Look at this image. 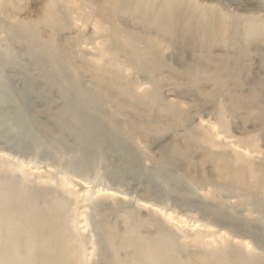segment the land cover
Wrapping results in <instances>:
<instances>
[{
    "label": "rangeland",
    "instance_id": "1",
    "mask_svg": "<svg viewBox=\"0 0 264 264\" xmlns=\"http://www.w3.org/2000/svg\"><path fill=\"white\" fill-rule=\"evenodd\" d=\"M198 2L209 5L223 3L225 11L232 14L231 10H237L239 16L264 14V0ZM109 3L110 0H0V148L5 152L2 154L9 153L27 162L36 161L37 165L29 164L26 170L34 177L42 175L45 178L49 173L55 172L52 162L59 156L72 158L82 155L86 158L83 169L90 174L95 168H99L101 172H105V182L100 183L72 172L68 175L69 183L64 189L67 191L66 196L71 199L77 197L81 200L93 194L92 203L95 204L86 210L93 223L111 221L112 224L121 226L126 223L127 218L133 219V214L138 213L139 217L150 218L160 227L173 232L185 250H196L193 237L204 236L211 230L200 225L202 222L198 221L199 215L190 208L197 203L214 199L208 193L211 187L202 190L193 187L191 180L198 174L191 168V164L197 162L199 174L202 171L206 176L214 175L209 173L212 172L210 166L201 162L203 146L200 145V150L197 148L191 155L187 139L190 130L204 127L211 132H219L213 124L216 122L218 109L224 108L231 131L227 135L219 132L217 139L219 142L231 144L232 149L239 146L236 151L243 153V144L239 142H247L252 138L258 139L264 149V120L233 115L228 109L232 102L228 100L226 89L220 92L221 88L214 80L185 78L184 72H194L200 64L209 68H222L227 61L230 64H227L228 67L239 64L238 70L246 72L245 84L241 89L247 93L249 88L264 82V64L254 51H250L243 62H235L237 55L225 52L223 43L217 40L214 42L213 52H207L210 48L206 52H198L185 44L172 43L170 40L159 39L154 34H145L140 29L143 26L140 19L129 18L122 22L124 24L117 22L120 11L112 14ZM118 9L119 7L116 11ZM49 10L55 12L54 18L60 24L58 31L49 27L48 32L51 34L49 36L56 38L54 52L61 62L60 65L66 68L64 73L53 63L49 53L38 47V43L36 47L35 43L34 45L26 38L25 32L20 31L25 23L37 21ZM64 13L68 15L67 25H62L59 21ZM98 21L101 25L96 29L94 24ZM125 24L132 32V37L141 42L140 47L146 57H157L160 54L165 56V63L159 70L150 72L156 74V78L163 84L165 110L162 112L148 110L145 103H128L122 100L126 99L122 91L124 94L134 91L137 95L153 90L146 80L149 70L141 65L134 68L125 64L118 67L107 64L113 55L110 53L112 45L106 29H123L127 27ZM95 30L99 31L94 33ZM79 33L86 44L80 45L75 40ZM101 51L106 54L98 61ZM121 61L127 63V58L121 57ZM100 65L105 66L107 75L111 77L112 72H115L113 75L119 78L111 80L101 75L98 72ZM231 70L235 72L237 69L234 67ZM125 75L136 79V84L125 85ZM70 78L81 84L88 94L96 96L100 91L111 97L109 102L105 100L110 107L108 114L98 116L101 114L98 111L85 109L86 114L94 117V130L99 131L93 140L82 134V126L77 123L76 117L65 111V97L58 91L55 82L56 79L60 81ZM231 81L232 86L239 85L238 80ZM112 101L123 105L124 110L117 109L115 113ZM170 106L179 108L186 120L176 121ZM259 110L261 109L258 112ZM112 112L116 115L113 116L114 120L109 117ZM98 119L102 121L101 126L96 121ZM32 128L39 131L38 135L44 139V145L39 146L34 135L29 133ZM70 128L76 132H71ZM49 139H55L53 141L56 142L52 149L47 142ZM173 145L178 147L181 154L177 163L169 165L164 155L165 150ZM120 149L129 152L123 155ZM254 157L258 155L255 154ZM16 173L21 174L20 171ZM52 186L56 187V184L53 182ZM98 187L102 190L99 194L96 191ZM220 200L215 199L214 202L219 203ZM244 200V196L230 197L227 202L235 205L234 209L238 210L239 207L236 206L239 205L250 207V202ZM239 213L258 219L257 213L250 215L244 207ZM76 228L77 232L89 234V230H85L84 217L79 218ZM244 233L251 234L254 238H263L261 245L264 247V222H257L251 230ZM204 241L212 240L205 238ZM249 249H252V245ZM261 252L264 254V250ZM97 258L99 259L98 256L95 257L96 260Z\"/></svg>",
    "mask_w": 264,
    "mask_h": 264
},
{
    "label": "bare ground",
    "instance_id": "2",
    "mask_svg": "<svg viewBox=\"0 0 264 264\" xmlns=\"http://www.w3.org/2000/svg\"><path fill=\"white\" fill-rule=\"evenodd\" d=\"M109 4L112 14L120 11L117 22L122 23L129 18L140 19L143 24L140 29L145 34H154L162 40L185 44L198 52H206L209 48L207 52H213L214 42L217 40L223 43L225 52L237 55L235 62H243L248 58V53L254 51L264 64V14L239 16L237 10H231L232 14H229L223 9V3L209 5L201 4L198 0H110ZM55 15L53 10H49L37 21L25 23L20 31L25 32L26 38L33 44L38 43V47L49 53L53 63L55 62L60 72L64 73L66 68L60 65L61 62L54 52L56 38L49 36L51 34L48 32L49 27L55 31L60 29ZM67 18L65 13L63 17H59L62 25L68 24ZM122 18L124 19L121 20ZM99 25V21L94 24L96 29ZM98 31L95 30L94 33ZM106 31L110 36L112 48L109 50L113 55L107 64L117 67L125 64L134 68L141 65L149 70L146 80L153 87V90L137 95L134 91H127L125 94L122 91L123 97L126 98L122 100L128 103H145L150 111L165 110L163 84L156 78V74H150L158 71L165 63V56L160 54L157 57H146L140 47L141 42L132 37L128 26L123 29L113 27ZM75 40L80 45L86 44L80 33ZM105 54L106 52L101 51L98 61H101ZM121 57L127 58V63L122 62ZM227 64L222 68H209L200 64L194 72L185 71L184 76L190 80L194 78L216 81L221 88L220 92L226 89L228 100L232 102L228 109L233 115L264 120V82L244 93L241 86L245 84L246 72L238 70L239 64L233 65L237 69L233 72L231 69L234 67H228L230 64ZM98 68V72L104 77L111 80L119 78L113 75L115 72H112L111 77L107 75L104 65ZM232 79L238 80L239 85L232 86ZM56 80L58 91L65 97V111L76 117L77 123L82 126V134L93 140L99 131L94 130V117L86 114L85 109L96 110L101 113L98 116H101L110 110L106 102H109L111 97H106L100 91L96 96L88 94L73 78ZM124 82L127 86L133 85L136 84V79L125 75ZM107 92L112 94L111 90ZM112 105L116 109L115 113L117 109L124 110L123 105L119 103L112 101ZM170 108L176 121L186 120L179 108ZM258 109L261 110L258 112ZM112 113L109 117L113 119L115 113ZM226 116L224 108H219L216 122L213 124L214 128L224 135L231 131ZM96 121L101 126L102 121ZM30 130L29 133L34 135L39 146L44 145V139L38 135L39 131L35 128ZM69 130L75 131L71 128ZM219 132L197 127L191 129L187 136L191 155L197 148L200 150V145L203 146L201 162L203 165L208 164L212 171L209 173L214 175L209 177L202 171L199 174L197 162L192 163L191 168L198 174L191 180L193 187L196 190L211 187L210 192L207 191L212 199H221L219 203L206 200L191 206L190 210L200 217V225L211 230L204 236L193 237L197 249L192 251L185 250L173 232L160 227L150 218L139 217L138 213L133 214V219L127 218L126 223L121 226L114 225L111 221L93 223L86 213V210L95 204L92 203L93 194L81 200L77 197L71 199L66 196L67 191L64 189L69 183L68 175L72 172L100 183L105 182V172H101L99 168H95L90 174L83 169L86 160L84 156L68 158L60 154L61 156L52 162L54 173H49L47 178L42 175L34 177L26 170V166L37 165L36 161L27 162L9 153L2 154L5 152L0 148V264H263V238H254L244 231L251 230L257 222H264V197H261L264 194V149L258 139L252 138L247 142H239L244 148V152L239 153L236 151L239 146L232 149L231 144L218 141ZM49 140L46 141L52 149L56 142L53 141L55 139ZM120 152L124 155L129 150L124 152V149H120ZM180 154L176 145L169 146L164 155L167 164L177 163ZM255 154L258 157H254ZM17 171L21 174H17ZM53 182L56 187L52 186ZM96 191L98 194L102 192L99 187ZM241 196L245 197L244 201L250 202V207L239 205L236 208L239 207L240 211L244 207L250 215L257 213L258 219L245 217L234 209L235 205L227 202L230 197ZM80 217L85 218V230H89V234L76 231ZM205 238H211L212 241L205 242ZM251 245L252 249H249ZM96 256L99 259L96 260Z\"/></svg>",
    "mask_w": 264,
    "mask_h": 264
}]
</instances>
